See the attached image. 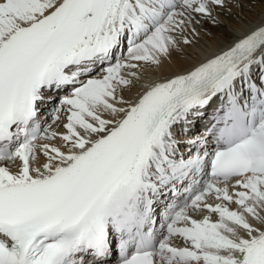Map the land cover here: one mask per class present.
I'll return each instance as SVG.
<instances>
[{
    "label": "snow or ice",
    "instance_id": "snow-or-ice-1",
    "mask_svg": "<svg viewBox=\"0 0 264 264\" xmlns=\"http://www.w3.org/2000/svg\"><path fill=\"white\" fill-rule=\"evenodd\" d=\"M243 6L0 0V264H264V16L125 96Z\"/></svg>",
    "mask_w": 264,
    "mask_h": 264
},
{
    "label": "bare ground",
    "instance_id": "bare-ground-1",
    "mask_svg": "<svg viewBox=\"0 0 264 264\" xmlns=\"http://www.w3.org/2000/svg\"><path fill=\"white\" fill-rule=\"evenodd\" d=\"M262 16H264V4L259 3L258 0H244L242 10L234 8L230 16H221V19L225 20V26L214 28L209 23H205L204 27L213 33L211 37L205 35L204 31L200 30L198 26V30L201 31L200 36L197 38L198 43L186 49L188 53L192 54V59L188 60L183 56H174L171 61H166L159 69H145L146 75L138 84L133 86L131 91L125 92L126 98L133 97L147 82L157 78H164L174 72L181 71L189 67L191 63L202 60L206 56L218 51L219 48L229 43L236 35H239L241 30L254 27ZM47 122L53 124L50 117L47 118ZM203 123L202 121L198 130H202ZM55 126L53 124V127Z\"/></svg>",
    "mask_w": 264,
    "mask_h": 264
}]
</instances>
